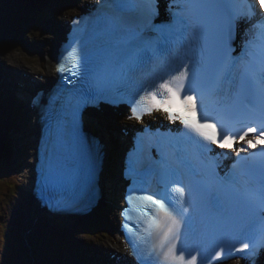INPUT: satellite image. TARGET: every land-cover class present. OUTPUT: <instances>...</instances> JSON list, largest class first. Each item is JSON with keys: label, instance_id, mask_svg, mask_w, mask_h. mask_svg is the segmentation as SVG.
<instances>
[{"label": "snow or ice", "instance_id": "1", "mask_svg": "<svg viewBox=\"0 0 264 264\" xmlns=\"http://www.w3.org/2000/svg\"><path fill=\"white\" fill-rule=\"evenodd\" d=\"M256 3L264 10V3H260V0H256ZM136 4L137 0H120L118 7L122 11L131 10ZM178 8V11L171 14V22L157 29L159 35L154 40H144L139 32L124 29L128 33L127 36L109 44L104 54L98 57L91 67L89 57L86 54L83 57L85 71L90 80L89 88L97 92L107 91L117 79H126L133 67L146 58H151L148 53L155 56L163 52L166 45L182 39L194 24L200 25L204 33L206 56L202 58L203 62H211L216 57L220 59L207 81L201 82L196 64L184 63L173 70L175 75H170L169 79L159 85H153L152 91H145L140 100L136 101L137 104L147 101L145 111L162 109L168 113L171 120H179L184 125L186 131L183 136L195 145L197 151L189 156L185 149L177 147L176 160L194 176L200 175L198 166L202 165L207 177L205 181L195 182L197 188L194 194L191 183L181 186L183 181L174 178L175 169L169 163V155L161 149L158 171L164 190L153 195L137 194V190H132L126 197L131 210L142 217L144 225L143 236L130 229L136 234L138 241L133 243L134 254L150 264H197V257L206 259L208 247L217 242L247 240L248 227L244 225L228 232L212 229L210 233H198L193 226V213L202 204H214L219 187L225 181L231 182L234 179L235 173L224 178L217 176L216 163L207 157V153L211 151L210 145H218L221 149L236 152V162L232 166L234 170L241 167L243 160L254 158L242 159L240 152L247 149L234 148V142L243 141L248 148H255L257 144L264 145V37L245 39L239 55L232 56L230 42L233 40V22L239 14L236 5L228 3L227 0H180ZM216 10H226L230 13L218 28L212 25L209 16L210 12ZM148 11L152 15L157 14L154 8L149 7ZM234 69H239L241 84L248 86L247 98L250 106L246 119H234L233 106L220 96V83L230 78ZM162 91L166 95L158 99V94ZM181 93L187 94L181 96ZM197 97L200 101L199 116ZM210 110L216 113L212 117L208 115ZM249 123L256 126L246 127ZM250 134L252 137L246 139ZM139 143L138 141V147ZM51 144V155L43 174L45 183H50L53 187L75 184L80 179L79 167L86 157V151L74 123L61 124L57 121ZM134 157L135 154L129 156L130 174L137 171V160ZM86 174L88 179L92 178L94 167L91 164L87 167ZM155 195H159L161 199H156ZM134 201L137 203L134 204ZM128 211L129 209H125L126 213ZM178 241L181 244L179 255ZM259 241V244L253 241V249L264 247V230L261 231ZM249 247L248 242H243L236 251L244 252ZM6 248L5 241V250ZM185 251H195L196 255H191L190 259L186 260ZM222 252L223 248L216 256L219 257ZM253 254L259 253L255 251Z\"/></svg>", "mask_w": 264, "mask_h": 264}, {"label": "rangeland", "instance_id": "2", "mask_svg": "<svg viewBox=\"0 0 264 264\" xmlns=\"http://www.w3.org/2000/svg\"><path fill=\"white\" fill-rule=\"evenodd\" d=\"M16 1H17V3H19L18 0H16ZM19 5H20V3H19ZM15 12H11V13H15ZM9 13H10V11L8 9H6V10L1 12V15H7ZM39 14L40 13H38L37 15H39ZM30 39L33 40L32 35L30 36ZM6 51L7 50H5L4 52H6ZM0 53H1V51H0ZM0 59H2L1 56H0ZM17 137H19V136H17ZM20 149L21 148L19 146H16V151L14 154V163L16 165H18V167L20 168L21 176H22V171L24 169V167H23L24 163L21 161V160H23V157L21 155L22 151ZM25 174H26L25 177H27L28 176V169H26ZM10 190H11L10 188L8 189L6 187L3 189V187L0 184V200L6 198V196L4 195V192H6V194L7 193L10 194V192H9ZM23 190H24L23 187L19 188L18 194L15 198L16 201H17V198L19 199V198L26 196L25 190L24 191ZM11 201L9 200V206L5 207V204L3 206V208H6L10 212V219L8 221L10 222L11 233L9 232L8 235H3V236L7 237V238H9L10 236L13 237L14 256L16 258L17 253H19L21 256L19 258V261H18L19 264H38V261L33 262V259L31 257L30 248H28V250L25 248L24 245H26V244H24L25 239H23V236L27 240H31V241L36 242V243L41 241L44 238V236L46 235V227H47L45 225L46 222L43 219L38 220V221L32 220V219L29 220V218L26 215H24L21 208H18V204L13 203V202L11 203ZM7 210H5V212ZM83 220H84L83 223H85L87 221V219H83ZM74 223H76L78 226L83 224V223H79V222H74ZM66 228H68L70 232L75 233L76 236L81 235V233L75 232L76 225H74V226L73 225H67ZM3 236H1V237H3ZM1 237H0V239H1ZM9 239H11V238H9ZM77 240H80V238H78ZM3 247H5V243L0 241V256H1V254H2V256L4 255L2 253ZM41 248H42V246L40 243L38 246V252L39 253L41 251ZM9 250H11V249H9ZM33 250L34 249H32V251ZM3 252H4V250H3ZM0 259H2V261H3L4 257L3 258L0 257ZM16 264H17V262H16Z\"/></svg>", "mask_w": 264, "mask_h": 264}, {"label": "bare ground", "instance_id": "3", "mask_svg": "<svg viewBox=\"0 0 264 264\" xmlns=\"http://www.w3.org/2000/svg\"><path fill=\"white\" fill-rule=\"evenodd\" d=\"M20 1H21V0H18L19 3H20ZM16 2H17V1H16ZM20 5H21V3H20ZM77 7H78V4H76V5L71 4V5L66 6L64 9H62V10L60 11V13H59L60 15H58V16L56 17V22L54 23L56 29L58 28V25H59V27L62 26V21H63V19H64L63 16H65V15H67V14H70L72 11H75V10L77 9ZM51 15H52V13L48 14V16H47L46 18L39 19V20H38L39 24H40L41 26H46V27H48L49 24H50V18H51ZM31 19H32V20H35V18H33V17H31ZM150 23H153V22H150ZM62 28H63V27H62ZM6 34L8 35L9 32H7ZM32 37H33V40H36V41L39 40V37H37L36 34H33ZM82 37H85V35L82 34ZM23 38L25 39L26 42L28 41L27 39H29V37H27V39H26V36H25V35H23ZM46 49H47V48H46ZM14 53H15V52H13V53H9V54H4V55H3V59H4L6 62H9V63H12V64H16V65H18V66L26 67L28 70H30V71H32V72H35V66H34V65H32V64H28V63H26L24 60L16 58V57L14 56ZM39 54H41V55L44 56V57H47V59L50 60V54H48V51H45V52H43V53H39ZM47 54H48V56H47ZM46 61H47V60H43V61H40V62H41V63H44V62H46ZM47 62H48V61H47ZM41 71H42V70H41ZM0 147H2V143L0 144ZM122 155H124V153H123V154L118 153L117 158L122 157ZM174 156H176V155H174ZM7 200H8L7 198H5V199H1V200H0V207H2V206L6 203ZM119 200H121L120 197H119ZM29 202H30V198H29V193H28V195H26L25 197H22V198H19V199H18V208H21V210H22V212L24 213V215H26L28 218H30V219H32V220H35V219H37L38 217H37V215H36V214L30 209ZM5 207H6V206H5ZM31 208H32V207H31ZM5 210H7V209L5 208ZM5 214H6V216H7V218H6L5 220L7 221V220L9 219V216H10V212H9V210H7V211L5 212ZM116 216H117V215H116L114 212H112L111 214H109V215L107 216V219H109V221H111L112 219L116 218ZM1 222L3 223L4 220L1 219ZM111 240H114V239H111ZM116 240H117L118 242H115L113 245L109 244V245H110L109 248L112 249V250H114V251H118L119 248L122 247V245H121L120 242H119V241L121 240V238H119L118 236H116ZM83 252H85V251H83ZM119 256H121V255L119 254ZM256 259H257V262L260 263V259H259V257H256ZM112 263H115V261H111V262H109V264H112ZM262 264H264V261L262 262Z\"/></svg>", "mask_w": 264, "mask_h": 264}, {"label": "trees", "instance_id": "4", "mask_svg": "<svg viewBox=\"0 0 264 264\" xmlns=\"http://www.w3.org/2000/svg\"><path fill=\"white\" fill-rule=\"evenodd\" d=\"M2 123L3 121L0 120V136H5V134L3 133V127H2ZM6 137V136H5ZM6 141L9 142L10 144H12V141L10 139H8L6 137ZM14 168L12 167V163L10 158L6 159L3 162H0V184L2 185L3 189L4 187L6 188H10L11 185H13L16 181V179L14 178ZM12 181V182H11ZM4 185V186H3ZM13 191V190H12ZM7 218L6 214L0 217V237L3 235H8L9 234V224L10 222L7 220H5ZM1 219L4 220V222H1ZM90 229H87V232H89ZM52 235V234H51ZM11 238V239H9ZM1 237L0 241L4 242L6 241L7 246H9L10 248H14V244H13V237ZM45 248L44 251L45 256H46V262L47 264H61L62 261V240H60L59 238H57L55 240V238H52L51 236H48V238L45 239ZM3 249H5V247H3ZM2 249V253L4 254L1 257L3 259L2 264H12L11 261V254L7 251L3 252ZM26 249L28 250V247H26ZM14 250V249H13Z\"/></svg>", "mask_w": 264, "mask_h": 264}, {"label": "water", "instance_id": "5", "mask_svg": "<svg viewBox=\"0 0 264 264\" xmlns=\"http://www.w3.org/2000/svg\"><path fill=\"white\" fill-rule=\"evenodd\" d=\"M3 156V155H2Z\"/></svg>", "mask_w": 264, "mask_h": 264}]
</instances>
